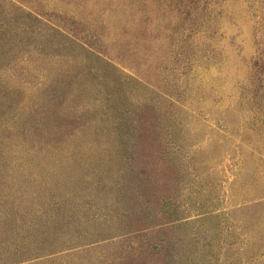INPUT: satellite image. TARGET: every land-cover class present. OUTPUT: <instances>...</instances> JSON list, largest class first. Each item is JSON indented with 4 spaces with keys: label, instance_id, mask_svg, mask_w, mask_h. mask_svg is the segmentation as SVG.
<instances>
[{
    "label": "rangeland",
    "instance_id": "1",
    "mask_svg": "<svg viewBox=\"0 0 264 264\" xmlns=\"http://www.w3.org/2000/svg\"><path fill=\"white\" fill-rule=\"evenodd\" d=\"M0 264H264V0H0Z\"/></svg>",
    "mask_w": 264,
    "mask_h": 264
}]
</instances>
